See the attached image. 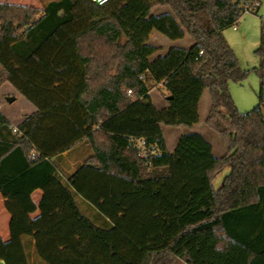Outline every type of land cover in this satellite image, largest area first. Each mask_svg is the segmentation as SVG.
I'll list each match as a JSON object with an SVG mask.
<instances>
[{"label": "trees", "instance_id": "1", "mask_svg": "<svg viewBox=\"0 0 264 264\" xmlns=\"http://www.w3.org/2000/svg\"><path fill=\"white\" fill-rule=\"evenodd\" d=\"M248 1L255 0H51L42 8L0 1V87L9 83L36 107L17 131L0 112V191L11 214L0 260L264 264V36L254 67L258 104L241 111L229 82L250 70L224 35ZM157 6L167 10L153 14ZM154 31L194 42L157 54ZM152 82L170 106L154 105ZM205 91V124L225 144L221 156L193 130ZM164 126L190 130L173 151ZM65 152L82 155L72 173L61 168ZM82 166L143 191L108 218L86 212L70 183Z\"/></svg>", "mask_w": 264, "mask_h": 264}, {"label": "rangeland", "instance_id": "2", "mask_svg": "<svg viewBox=\"0 0 264 264\" xmlns=\"http://www.w3.org/2000/svg\"><path fill=\"white\" fill-rule=\"evenodd\" d=\"M6 2H16L18 4L28 3L31 0H0ZM49 0H43L42 3H46ZM238 1V0H233ZM244 1V0H242ZM260 6L257 12L246 11L240 20L237 22L238 29L235 30L233 26H230L224 30V35L233 50L235 51L240 65L243 69H249L247 77L242 81L229 82V90L232 98L241 111H249L253 109L258 104V91L260 88V77L254 67L258 66L260 63L259 55L256 52L262 37L264 36V0H259ZM36 4V3H34ZM40 5V4H37ZM166 7L157 6L152 10L153 14H160L166 11ZM161 37H154L149 41L151 44H159V50L157 54H165L170 47L179 46L188 48L193 44L194 40L190 36H185L182 39L172 40L163 34L156 31ZM1 72V68H0ZM149 94L158 109H164L170 106L169 101L166 99L165 95L167 91L162 87L161 84L152 82L149 84ZM8 96H16L15 100L11 103L8 102ZM211 105L210 95L208 91H205L201 97L199 104V114L200 118L197 123H195L194 131L200 132L203 136L212 143L214 147V154L221 156L225 153L226 147L223 143L220 135L205 124V119L208 115ZM35 109L34 104L29 102L20 93L15 92L14 88L8 83L3 84L0 87V110L6 116H8L12 122L17 123L26 115ZM18 124V123H17ZM164 133L166 140L168 141L169 147L173 148L178 135L183 132H189L190 130L185 127H168L164 126ZM86 149V147H84ZM82 150V148H81ZM80 150V153H81ZM86 152V151H85ZM84 155V154H83ZM88 177V176H87ZM122 183L120 188L116 189H93L88 191V198L97 205L102 207L104 201L107 202L109 198L115 200H123L126 198H133L136 194L141 193L143 190L141 188L129 187V184H125L124 180L115 177ZM124 183V184H123ZM155 183V182H154ZM153 182L148 184L153 186ZM131 186V185H130ZM133 187V186H132ZM109 214L106 210H102ZM111 212V211H110ZM174 264H187L183 260H177Z\"/></svg>", "mask_w": 264, "mask_h": 264}, {"label": "crops", "instance_id": "3", "mask_svg": "<svg viewBox=\"0 0 264 264\" xmlns=\"http://www.w3.org/2000/svg\"><path fill=\"white\" fill-rule=\"evenodd\" d=\"M31 1H32V3L26 2L23 4L34 5V6L42 8L47 2H49L51 0L47 1L46 3H42L43 0H31ZM12 3H16V2H12ZM34 3H36V4H34ZM37 4H40V5H37ZM154 37H161V35L156 33V31H154V32H152V34L150 36V40L153 39ZM158 45L159 44H156V46H158ZM15 92H18V91L15 90ZM35 109H36V107H35ZM32 112H30V113H32ZM17 123H19V122H17ZM17 123L12 122V125L14 127H17ZM184 133H186V132H183L182 134H184ZM182 134L178 135V138L175 141L173 148L169 147V149L171 151L174 150V148L177 144V141ZM167 143H168V141H167ZM168 146H169V144H168ZM82 160H83V158H82V155H80V153L65 152L63 161L61 163V168L63 169V171H65V173H72V172H74L77 164L81 163ZM228 172H229V169H225L216 176V179L214 181L216 188H218L220 186L223 178L226 176V174ZM114 178H115V176L109 175V174L102 172L100 170L90 168L87 166H82L80 169L75 171V174L71 178L70 183H71V186L73 187V189L78 193L81 206L86 212L91 211L90 207H93L95 210L101 212L104 216H106L108 218L115 213L122 212L129 205L132 198H126L123 200H115V199L109 198V200L107 202L104 201L105 205L100 207V206L95 205L91 201V199L88 198V191L93 190V189H99V188H105V189H109V190L114 189V188H116V189L120 188V185L122 183H120L119 180L114 179ZM122 180H124V179H122ZM124 182H125V184H129V187L133 188L135 190L134 187L130 186V183H128L125 180H124ZM156 184H157V182H155L153 186H155ZM42 195H43V191L41 189H36L32 193L31 196H32V199L36 205L39 204ZM102 210H106L107 212H109V214L105 213ZM37 213H38V210L34 214H32V216L37 215ZM10 220H11V214L8 212V210L5 207V198L0 191V240H4V241L9 240V238H10Z\"/></svg>", "mask_w": 264, "mask_h": 264}, {"label": "built area", "instance_id": "4", "mask_svg": "<svg viewBox=\"0 0 264 264\" xmlns=\"http://www.w3.org/2000/svg\"><path fill=\"white\" fill-rule=\"evenodd\" d=\"M92 1L96 2V3L99 4V5H102V4H105V3H107V2H109V1H111V0H92ZM259 6H260V2H259V0L248 1V2L245 3V10H246V11L257 10V9L259 8ZM233 28H234L235 30L238 29L237 23H235V24L233 25ZM129 92H131V90H129ZM0 112H1V110H0ZM14 130L17 131L18 128H17V127H14ZM137 143H138V145L141 146V147L144 146V140H143V139H139V140H137ZM144 154H145V151L143 152V155H144Z\"/></svg>", "mask_w": 264, "mask_h": 264}, {"label": "water", "instance_id": "5", "mask_svg": "<svg viewBox=\"0 0 264 264\" xmlns=\"http://www.w3.org/2000/svg\"><path fill=\"white\" fill-rule=\"evenodd\" d=\"M16 96H8L7 100L9 103L13 102L15 100ZM168 99H172V95L168 96ZM0 264H6L3 260H0Z\"/></svg>", "mask_w": 264, "mask_h": 264}]
</instances>
